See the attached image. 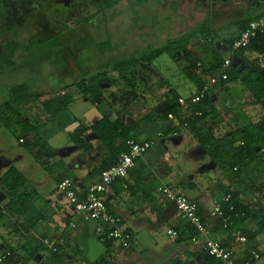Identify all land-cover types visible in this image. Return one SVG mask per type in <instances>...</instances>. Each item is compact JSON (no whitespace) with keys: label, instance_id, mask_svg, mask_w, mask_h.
<instances>
[{"label":"rangeland","instance_id":"rangeland-1","mask_svg":"<svg viewBox=\"0 0 264 264\" xmlns=\"http://www.w3.org/2000/svg\"><path fill=\"white\" fill-rule=\"evenodd\" d=\"M115 1L43 0L41 7L34 5L38 8V11H34L32 0H0V32H5L0 36V52L4 43L13 35H16L19 43L26 46L32 38L37 39L40 45V48L31 52V56L21 51L17 52L14 58L15 64L12 67L0 69V108L8 101L7 90L12 85L27 83L32 91L49 94L78 83L84 76H86L85 86L97 84L103 79L112 80L113 74L107 72L104 75V66L108 63L139 57L144 51L158 48L169 39L199 28L204 22H207V26L213 32L215 41L221 42L233 30V23L242 21L248 14L247 7L249 3L251 4L250 0H149L132 12L126 1L120 0L112 8L105 7L106 4ZM262 9L264 5L256 8L255 12ZM50 42L54 46L44 47ZM99 46H102V51L99 50ZM198 46L192 43L189 48L196 52ZM256 59L257 55H251L252 63L257 66L264 63V58L260 61ZM152 65L158 71V75L167 79L179 95L186 96L191 91L192 82L183 74V69L186 67L184 62L178 64L164 55ZM146 71L151 73L149 69ZM155 81L156 77L147 85H152ZM137 84V92L129 97V100L123 98L115 103L104 101L111 107L110 115L125 116L127 122L138 121L157 106L158 100L146 94L140 86L143 85L140 81ZM101 88L109 89L110 84L105 83ZM115 88H110L108 92ZM237 92L234 96L242 99L240 104L246 110L244 116L257 124L264 116L262 109L252 104L245 90ZM133 97L135 99L131 101ZM105 106L101 105L97 109L86 98L73 95L67 109L58 115L55 123L44 124L39 111L29 103L23 117L28 120V113L34 117L33 124L38 126L37 133L43 138V143L31 150L30 147L17 144L21 134L18 130L1 127L0 133L4 138L0 137V140H3L0 141V161L7 157L14 159L17 154H24V157H27L31 151L44 154L42 157L44 159L45 155L49 158L50 149L55 151L63 148L70 149L67 144L72 146V143L66 136L67 132L72 131L79 124L95 122L96 117L102 116ZM234 106L236 107L235 104ZM219 112L221 113L219 122L222 121L226 125V127L221 125L223 132H226L228 128L232 129L233 125L239 128L231 119V114L224 109L220 99ZM181 132L184 140L180 146H173L166 140L168 156L178 160L183 171L192 173L197 177V181L203 179L212 182L219 179V186L228 183V181L224 183L223 180L232 175L228 166H217L214 171H211L214 165H210L207 156L199 157V154H196L198 150L195 152L194 149L197 143L190 133L184 129ZM167 139L176 140L177 137ZM29 156L31 157L32 154ZM71 156L72 153L67 158L71 160ZM17 163L20 164L16 166L13 164V167L24 172L25 176H23L26 179H29L30 172H33L37 166L32 157ZM259 165L255 164L245 172L250 173L249 179L255 182L264 180V163ZM205 169H208L206 173H198V170ZM36 170L42 172L38 166ZM32 183L30 182L31 187H33ZM46 188L49 189L50 184H47ZM217 195L220 197L221 192H217ZM244 195L250 201L255 197L264 204V199L259 193L253 195L252 191H245ZM159 232L161 234L157 236V242L160 248L173 247L174 245L165 234V227L160 228ZM59 241L61 244H58ZM22 242L20 234L12 227L10 228L8 220L4 217L0 219V245L12 248L16 250L17 255H22L21 250L17 249V245ZM249 243V247L258 249L257 251L262 254L257 264H264V232L257 233ZM56 244L62 245L61 237L56 240ZM73 248H77L79 253L73 252ZM64 250V257L71 261L70 264H95L105 253L102 244L92 237L83 241H69L68 248L65 247ZM108 262L111 264L110 260ZM98 264L101 263L98 262ZM197 264L204 263L201 260Z\"/></svg>","mask_w":264,"mask_h":264},{"label":"trees","instance_id":"trees-1","mask_svg":"<svg viewBox=\"0 0 264 264\" xmlns=\"http://www.w3.org/2000/svg\"><path fill=\"white\" fill-rule=\"evenodd\" d=\"M42 1L32 0L34 11H38V8L34 5L41 7ZM119 1L116 0L114 3L110 2L105 7L112 8ZM125 1L128 8L134 12V10L145 5L149 0ZM263 13L264 11L257 14H250V16H245L242 21L233 23V30L235 31L232 30L229 36L237 37L249 22L259 18ZM4 33L0 32V36ZM212 34L213 32L207 26V22H204L192 32L169 39L158 48L144 51L139 57L108 63L104 66V75L107 72L113 74L112 80L110 78L103 79L97 84L85 86L86 80L84 78L86 76H84L78 83L49 94L32 91L27 83L12 85L7 90L8 101L0 108V121L5 128H15L18 130L21 133L18 140L21 141L22 145L27 146V148L30 147L33 150L43 143V138L37 133L38 126L33 124L34 117L29 115V113L28 120H24L22 117L21 113L24 114L26 112V107L29 103L33 104L39 111L45 124L55 123L58 115L67 109L69 100L73 95L86 98L98 108L105 100L109 103H115L123 98L129 100V97L136 94L138 88L137 82H139V79L135 72L144 69L146 65L152 66L154 61L164 55L173 62L185 63L186 67L183 69V74L194 85L195 92L193 94H197L207 85L208 78H212L221 72L224 59L228 55L234 41L237 39L228 43L227 39L229 36H227L221 42H216ZM36 40L35 38L30 39L28 46H26L19 43L16 40V35H13L10 40L4 43L2 51L0 52V69L2 67H12L15 64V55L19 51L31 56V52L40 48L37 42L38 40ZM52 42L44 45V47L54 46ZM192 43L199 45L196 47V52L189 48ZM98 48L102 51V46ZM251 55H264V34L257 35L246 48L238 50L232 55L231 64L225 72L227 74V80L219 81L218 83L219 99L222 101L223 107L226 108V112L231 114V119H233V122L239 128H235L233 125L232 129L223 137L219 139L213 138L211 128H206L205 123L209 118L215 122L221 119L220 112L219 119H217L213 99L210 94L214 85L208 89L204 98L197 105L182 109L178 106L177 102L180 96L171 86L170 82L159 74L154 84L140 86L148 96L158 100L157 106L164 101L167 102L170 108L166 112L156 115L154 111L156 107H154L146 116L131 125L125 124L120 118L111 122L106 115L102 114L101 118L94 123L79 124L72 131L67 132L66 136L72 145L84 153L91 150L90 144L84 137V134L87 132L95 136L105 149L106 155L101 161L100 167L95 172H91L89 176L91 177L92 174L99 175L102 170H106L114 165L118 157L127 152L128 149L125 145L127 140L133 139L135 142L143 141L140 140L143 134V126L158 123L160 124V129L157 132H162L166 136L170 133V130L164 124L168 114H173L180 125L184 123L187 125L185 130H188L192 138L205 151L206 156L214 165L221 167L223 165L228 166L232 172L230 178H232L234 185L220 186L219 192H221V195L218 197L220 200L222 197L230 195V201L227 204H223L222 210L224 216L213 223L211 232H216L214 229L218 227L219 231H222L226 234V237L230 238L233 231L240 230L246 236L247 240L251 242L257 233L264 232V204L255 197L251 201L246 199L244 192L252 191L253 195L259 193L261 198L264 199V180L255 182L249 179L250 177L246 174L244 175V173L254 167L255 164L259 165L264 163V154L262 153V150H264V116L257 124L251 119L246 118L244 116L246 111L244 109L245 107L241 106L240 100L234 96L235 92H233V86H241L249 94L252 104L264 111V69L251 63ZM234 59L245 62L246 66L243 67V70H239V66L233 67ZM105 83H109L110 88H116L108 92L110 88H101ZM231 85H233L232 88L230 87ZM134 99L135 97L131 98V101ZM234 109L235 111H233ZM197 112L201 113L200 117L196 116ZM31 154L33 159L41 167L46 168V155L43 159L44 154L42 153H33L31 151ZM67 178L68 176L66 175L60 177L57 180V184ZM0 190L8 199L5 205L0 206V219L4 217L15 220L13 229L17 233L21 231H25L26 233L35 231L43 217L35 205L39 196L35 189L29 187L28 180L18 169L9 166L0 174ZM230 206L233 207L231 212L228 211ZM106 207L110 211L107 203ZM110 213L113 214L111 211ZM227 216L230 219L228 222H224V218ZM246 222H253L254 228L251 230L244 228ZM224 225H226V228H223ZM19 227L20 230L18 229ZM194 234L195 231L193 228L184 225L180 230L179 238L183 239L184 236H187L190 240ZM44 239H36L34 246L25 250L24 260L15 262L28 264L37 254L45 253L46 258L40 264H69L66 257H64L65 253L63 251H65V247L54 243L52 248H48L43 244ZM61 239L65 245L69 244L65 234L61 235ZM97 239L99 240V237ZM50 240L48 239V241ZM226 242L223 241V244L227 245ZM113 243L112 240H105L103 243L106 250L105 254L95 264H98V262L101 264L109 263L108 256L110 255V247ZM72 251L79 253L77 248H73ZM10 252L12 256L3 264L13 263L14 256L12 251ZM193 254L199 256L204 264H219L202 251Z\"/></svg>","mask_w":264,"mask_h":264},{"label":"crops","instance_id":"crops-1","mask_svg":"<svg viewBox=\"0 0 264 264\" xmlns=\"http://www.w3.org/2000/svg\"><path fill=\"white\" fill-rule=\"evenodd\" d=\"M259 1L260 0H250L251 4H248V14L246 16L264 11V9H262L257 13L255 12L256 8H258L260 5H264V0H261L260 3ZM180 63L182 62H179L178 64ZM151 68L152 70L156 71L153 65ZM158 76L159 75L157 73V76H155L156 79ZM155 77L152 76L151 80H153ZM232 86L233 85L230 87L232 88ZM233 88V92H236V94L238 93L237 91L242 90L241 86H233ZM194 92L195 89L194 85L192 84V89L186 96L178 95L180 98H187ZM210 94L213 99V105L216 111L215 114L217 115V119H219V85L214 86ZM239 100L241 103L242 99L240 98ZM102 105H106L102 114L106 115L111 122L117 118H120L125 124L128 125L136 122H127V118H125V116L121 117V115L119 116L115 114L110 115L111 107L107 106L106 102ZM96 108L98 109V107ZM262 113H264L263 110ZM21 114L23 117V113ZM100 118L101 117H96L95 121ZM23 119L25 120L24 117ZM1 127L4 126L0 121V129ZM159 129L160 124L158 123H152L147 126H143V134L140 140L151 138L157 133ZM181 131H179L176 140L167 139L169 137H166L160 140L158 144L149 152L137 159L135 161L134 167L129 171L126 179L115 182L111 187L109 194L106 195L105 199L110 211L114 215L121 218L125 229L128 231V233H130V235L133 237V240L136 242V245L129 251L123 250L118 246V244L113 243V245L110 247V255L108 256V260H110L111 264H197L199 261H201L199 256H195L193 254L202 251L200 245H193L187 236H184L183 239L179 238L180 230L182 227H184V225L180 221L174 206L164 200L160 194V189L163 186L169 187L174 192L183 194L189 200L197 202L199 206L205 211H208L211 208L213 201L219 196L217 195V192H219L220 188L219 179L218 181L212 182H208L207 180L203 179L197 181V177L192 175V173H185L183 171L178 163V160L168 156V149L165 146L166 140L170 141L173 146H180L184 140L183 137H181ZM1 135L2 133H0V137L4 138V136ZM84 137L91 146L90 151L84 153L77 149L74 145L71 146L69 144H67V147L70 149L63 148L59 151L50 149L51 153L49 158L47 157V160H50L47 161L46 168L41 167L31 156L34 163L40 167V171L42 172L37 171V166H35L33 172H30V180H27L29 187L35 189L38 196H40L35 205L41 212L43 219L39 222V226L35 231H31L30 233L21 231L18 233L20 234L23 242L17 245V249L21 250L22 255H17L16 250L12 248H9L5 245H0V255L6 251H12L14 259L13 263L11 264H16L15 261L19 262L24 260L25 250L34 246L36 239L47 238L52 239L54 241L52 242L56 243V240L62 235L59 232L60 230H64L63 234L66 235L67 240L70 242H73L74 240L83 241L90 237L95 239L98 238L99 227L95 223H84L74 217L70 206L67 205V201L56 191L57 180L65 175L68 176L67 179H71L75 183V186L81 192L83 189L97 180L98 175L92 174L91 177L89 175L91 172H95V170L100 167L101 161L106 155L105 149L101 146L98 139L90 132L85 133ZM17 144L22 145L19 143V140ZM195 148V152L198 150L196 154H199V157L206 156V153L204 154L202 152L203 149L198 145V143ZM71 153L72 159L69 160L67 157H69ZM29 155L24 157V154H17L14 159L11 157H7L6 159L4 158L0 161V174L9 166H16V164H20L17 162H21L28 157L31 159ZM212 164L213 162L210 161V165ZM216 168L217 165H214L213 169L211 168V171H214ZM206 170L208 171V169H205L204 171L198 170V173L204 174V172H207ZM245 174L251 178L250 173H244V175ZM22 175H24V172ZM186 180L188 182H186ZM223 180L224 183L225 181H228L229 183H226L225 185H234L232 184L233 180L231 178L225 177ZM30 182H33V187H31ZM123 183L127 185V190L122 188ZM47 184H50L49 189L46 188ZM1 193L3 194V192ZM3 195L5 199L0 202V206H3L8 202L5 194ZM7 220L10 228H13L15 220L12 218ZM70 224H73L74 228H70ZM162 227H165L166 236H168L167 231L170 229L176 231L177 233L179 232L178 237L175 239H171L168 236L171 244L174 245L173 247L160 248L158 245L157 236L161 234L159 229ZM244 228L248 230L253 229V222H246ZM18 229L20 230V227ZM214 230H216V232L211 234V238L226 239V234H224L222 231H219L218 227ZM61 242L63 247L68 248V245H65L62 239ZM58 244H61L60 241ZM154 250H156V252H154ZM104 251H106L105 248ZM45 258V253H39L28 264H40L45 260ZM260 260L261 257L259 261ZM67 261L70 264L71 261H69V259H67Z\"/></svg>","mask_w":264,"mask_h":264},{"label":"built area","instance_id":"built-area-1","mask_svg":"<svg viewBox=\"0 0 264 264\" xmlns=\"http://www.w3.org/2000/svg\"><path fill=\"white\" fill-rule=\"evenodd\" d=\"M261 34H264V13L259 18L249 22L237 36L227 57L224 59L221 72L212 78H208L207 85L199 93L192 94L188 98H179L177 101L178 106L184 109L197 105L204 98L210 87L218 85L219 81L227 80L225 72L231 64L232 55L238 50L246 48L253 38ZM261 58H264V55L257 56L256 61H260ZM257 67L264 69V63ZM224 109L226 108L224 107ZM196 116L200 117L201 113L197 112ZM164 125L170 130V133L166 136L162 132H157L151 138L141 142H135L133 139L127 140L125 142L128 149L127 152L121 154L114 165L106 170H102L97 180L82 192L77 187L75 188V183L69 179H65L57 184V191L68 202L74 217L84 223H95L99 227L98 241L102 245L105 240H112L121 249L126 251L131 250L136 245L133 237L125 229L121 218L111 214L106 207L105 198L115 182L126 179L137 159L149 152L160 140L166 137H177L179 131L187 128L185 123L180 125L173 114H168ZM221 125L226 127L225 123H219V120L215 122L211 118L207 119L205 123L206 128H211V134L215 139L223 137L230 131L228 128L226 132H223ZM262 153L264 154V150H262ZM122 188L127 189V185L123 183ZM160 194L164 200L174 206L183 225L194 229L195 234L190 238V242L193 245H200L202 252L206 253L216 262L219 264H256L259 261L261 257L260 252L249 247V241L240 230L233 231L230 238H211L212 225L224 216L222 206L230 201V195H226L220 200L215 199L211 208L205 211L197 202L189 200L183 194L174 192L169 187L163 186L160 189ZM232 210L233 207L230 206L228 211L231 212ZM229 219L230 217L227 216L224 218V222H228ZM69 227L74 228V225L70 224ZM223 228H226V225ZM59 232L63 234L64 230H60ZM167 235L171 239L178 237V233L171 229L167 231ZM223 241H227V245H224ZM43 244L48 248H52L54 245L48 239H44ZM11 256L12 254L9 251L1 254L0 264L6 262Z\"/></svg>","mask_w":264,"mask_h":264},{"label":"water","instance_id":"water-1","mask_svg":"<svg viewBox=\"0 0 264 264\" xmlns=\"http://www.w3.org/2000/svg\"><path fill=\"white\" fill-rule=\"evenodd\" d=\"M236 38L237 37L231 35L227 39V42L229 43V42L235 40ZM237 66H239V70L240 69L243 70L244 69L243 67L246 66V65H245V62L244 61H242V60H235L234 59V61H233V67H237ZM145 69L146 70L147 69L151 70L150 71L151 72L150 74L152 76H157V72L155 70H152L151 65H146L145 66ZM135 74H136V76L138 77V79L140 80V82L144 86H147V83L150 82L151 79H152V77L148 73H143L141 71H136ZM169 108H170V105L167 102H163V103L159 104L158 106H156V108H155L154 111H155V114L156 115H159V114H161L163 112H166ZM202 152L205 154V151L204 150H202ZM4 199H5L4 195L0 192V202H2Z\"/></svg>","mask_w":264,"mask_h":264},{"label":"flooded vegetation","instance_id":"flooded-vegetation-1","mask_svg":"<svg viewBox=\"0 0 264 264\" xmlns=\"http://www.w3.org/2000/svg\"><path fill=\"white\" fill-rule=\"evenodd\" d=\"M139 71H141V72H143V73H148L147 71H146V69L144 68V69H142V70H139ZM149 74V73H148ZM150 75V74H149ZM151 76V75H150ZM140 81V80H139Z\"/></svg>","mask_w":264,"mask_h":264}]
</instances>
